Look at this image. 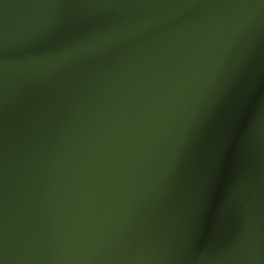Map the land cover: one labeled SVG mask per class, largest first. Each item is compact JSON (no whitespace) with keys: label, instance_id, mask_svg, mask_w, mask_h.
Wrapping results in <instances>:
<instances>
[{"label":"water","instance_id":"obj_1","mask_svg":"<svg viewBox=\"0 0 264 264\" xmlns=\"http://www.w3.org/2000/svg\"><path fill=\"white\" fill-rule=\"evenodd\" d=\"M0 264H264V0H0Z\"/></svg>","mask_w":264,"mask_h":264}]
</instances>
